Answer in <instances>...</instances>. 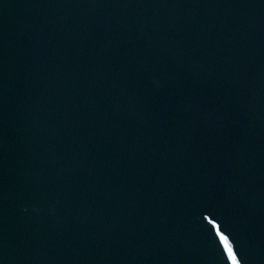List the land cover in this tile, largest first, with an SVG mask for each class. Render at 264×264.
<instances>
[{
    "label": "water",
    "instance_id": "obj_1",
    "mask_svg": "<svg viewBox=\"0 0 264 264\" xmlns=\"http://www.w3.org/2000/svg\"><path fill=\"white\" fill-rule=\"evenodd\" d=\"M264 264V0H0V264Z\"/></svg>",
    "mask_w": 264,
    "mask_h": 264
},
{
    "label": "snow or ice",
    "instance_id": "obj_2",
    "mask_svg": "<svg viewBox=\"0 0 264 264\" xmlns=\"http://www.w3.org/2000/svg\"><path fill=\"white\" fill-rule=\"evenodd\" d=\"M220 240H221V242L224 245V249L227 252L228 257L231 258V264H238V261H237L235 255H234V253H233L232 247L230 246L227 238L225 236L221 235L220 236Z\"/></svg>",
    "mask_w": 264,
    "mask_h": 264
}]
</instances>
